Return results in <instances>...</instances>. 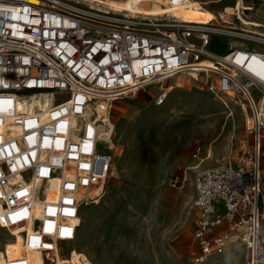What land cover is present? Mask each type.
Here are the masks:
<instances>
[{
    "label": "built area",
    "instance_id": "built-area-1",
    "mask_svg": "<svg viewBox=\"0 0 264 264\" xmlns=\"http://www.w3.org/2000/svg\"><path fill=\"white\" fill-rule=\"evenodd\" d=\"M124 1L0 0V228L21 233L24 247L6 264H35L30 254L36 264H74L66 244L112 170L114 104L155 86L161 106L174 77L194 72L228 111L249 113L239 160L199 174L196 262L239 243L246 264H264V73L255 70L264 68V49L212 50L211 35L248 32L240 17L241 26L199 25L153 13L160 0L147 9ZM163 1L168 9L191 0Z\"/></svg>",
    "mask_w": 264,
    "mask_h": 264
},
{
    "label": "rangeland",
    "instance_id": "rangeland-1",
    "mask_svg": "<svg viewBox=\"0 0 264 264\" xmlns=\"http://www.w3.org/2000/svg\"><path fill=\"white\" fill-rule=\"evenodd\" d=\"M200 1L205 9L218 16L227 5H246L243 0ZM245 2L253 5L254 11L249 10L248 18H244L264 34V0ZM234 22L241 26L238 17ZM216 23L224 25L221 19ZM211 37L221 49L232 45L264 49V42L239 35ZM203 79V74L199 79L187 74L174 77L175 87L161 106L154 103L155 86L114 104L111 174L95 199L83 206V225L76 240L66 244L67 250L73 247V261L78 264H246L247 251L239 243H229L205 262H196L199 247L194 232L198 211L194 201L197 195L193 199L192 196L199 174L224 166L227 158L218 156V147L227 143L228 149L235 150L246 127L242 114L234 113L235 129L230 119L226 121V108L203 84ZM252 93L262 98L261 91L256 89ZM224 130L223 137L213 143L212 157L206 158L215 136ZM199 147L201 150L197 151ZM190 165L200 166L194 170L188 169ZM262 174L264 200V155ZM176 177L179 183L173 185L172 179ZM22 249L21 233L12 234L0 228V264L15 258Z\"/></svg>",
    "mask_w": 264,
    "mask_h": 264
},
{
    "label": "bare ground",
    "instance_id": "bare-ground-1",
    "mask_svg": "<svg viewBox=\"0 0 264 264\" xmlns=\"http://www.w3.org/2000/svg\"><path fill=\"white\" fill-rule=\"evenodd\" d=\"M29 1H35V0H29ZM103 1L106 2V3H108L109 5H111L113 7H116V8H124V7H128V5H129V3L127 1H125L124 4L115 2L113 0L112 1L111 0H103ZM219 1H221V0H217L215 2H219ZM202 2L200 0H191L190 1V5L188 7H186V6H179V7H171V8L165 9L163 7L164 1L163 0H160L159 3H154L153 7H151L150 10L153 11V13H163L164 11L169 10L174 15L180 16L183 19H185V21H188V22H196V23H199V25L211 24L212 22H215L216 23V21L219 22L220 19H223V20H221V22L233 23V26H236V24L234 22L236 17H240L241 19L244 20V22L248 23V25L251 24V23H249L250 21H248V20L245 19V18H248V17L247 16H244L242 14V6L243 5H241L239 3L237 5V7H235L233 5H227L225 8H223L222 11L219 12V16H218L217 13L211 12V11H208L207 9H205L203 7V5H202L203 4ZM141 5L143 6V8H146L147 9L149 7V5H150V2H149V0H143ZM246 5H249V4H246ZM252 6L249 5V6H244V7H246L245 9H250L251 11H254L252 9L253 8ZM251 15L249 14V16H251ZM248 28H249L248 29V32H246V33H240L239 32V33H237V35L242 36V37H245V38H248V39H252V40L264 42V34L263 33L258 32L256 29L252 28V26H248ZM219 35L225 37L224 34H221L220 33V34H218V36ZM213 44L215 45L216 42H214ZM214 51H216V50H214ZM205 65L211 67V66H213V62L211 60H207V61H205ZM255 70L258 71V72L264 73V68H260V67L256 66L255 67ZM193 74L197 75L198 73L194 72ZM192 77H194V76L192 75ZM209 132H211V131H209ZM225 132L226 131L224 130L222 132H219L215 136V138H214V140L212 142V146L209 147V154H210L209 155V158H211L212 155H213V153H214V151H213V143L219 141V139L221 137H223V135L225 134ZM199 166L200 165H198V166L197 165H190L188 167V169H194L195 170V169L199 168ZM97 193L99 194L100 192H97ZM82 225H83V219L81 217L80 218V221H79V224H78L79 228L82 227ZM22 241H23V238H22ZM23 252H24V249L20 250L16 254V257L21 256L23 254ZM30 257L34 261L35 264L39 261V258L37 256V254H30ZM73 262H74V264H78L75 261H73Z\"/></svg>",
    "mask_w": 264,
    "mask_h": 264
},
{
    "label": "crops",
    "instance_id": "crops-1",
    "mask_svg": "<svg viewBox=\"0 0 264 264\" xmlns=\"http://www.w3.org/2000/svg\"><path fill=\"white\" fill-rule=\"evenodd\" d=\"M211 48H212V50H216L215 52H218V54H223V53H226L229 50L230 46L227 49L226 48L221 49L220 47H218V45L212 44ZM174 82L176 84V80ZM253 91H256V90H253ZM234 113H237V116H239L240 114L243 115V118H244V121H245V125L247 127V120H248V114L249 113L247 111H245V110H242L238 106H233L231 108V111H228V110L226 111V113H225L226 121H229V119H230L232 124L234 125L233 127L235 129L237 124H236L235 114ZM215 115L218 116V114H215ZM239 120H240V118H239ZM246 127H245V133H246ZM238 144H239V142H238ZM234 153H235V155H234ZM207 154L208 155H207L206 158H208L209 155H210L209 152H207ZM218 156H223L224 158H227V162L236 163L239 160L238 145H237V148L234 150V147H232L231 149H228V144L227 143H221L220 146L218 147ZM196 195H197V186L195 185L194 195L192 196V199H193V197H196Z\"/></svg>",
    "mask_w": 264,
    "mask_h": 264
}]
</instances>
